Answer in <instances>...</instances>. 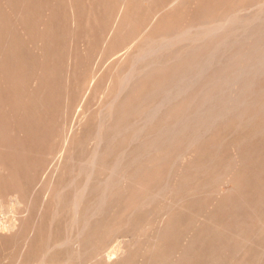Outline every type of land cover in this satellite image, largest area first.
I'll return each instance as SVG.
<instances>
[{
  "label": "bare ground",
  "instance_id": "6f19581e",
  "mask_svg": "<svg viewBox=\"0 0 264 264\" xmlns=\"http://www.w3.org/2000/svg\"><path fill=\"white\" fill-rule=\"evenodd\" d=\"M146 1L0 0V198L18 193L25 212L0 224L3 264H83L120 230L132 238L90 264H255L239 244L264 238V2ZM104 29L111 52L146 32L110 66L99 115L64 140L32 216L36 161ZM220 180L234 188L217 199Z\"/></svg>",
  "mask_w": 264,
  "mask_h": 264
},
{
  "label": "rangeland",
  "instance_id": "374dc122",
  "mask_svg": "<svg viewBox=\"0 0 264 264\" xmlns=\"http://www.w3.org/2000/svg\"><path fill=\"white\" fill-rule=\"evenodd\" d=\"M180 1L181 0H147L145 3V8H150L155 2H162L165 4L168 3L167 6H169V4L171 6V4H178V2ZM245 1H243L242 3H245V8L248 9V12L246 9H244V12L246 13H251L253 10L255 11L257 9L256 5H259L260 3L264 2V0H252L251 2H247V0ZM158 18L159 13L153 16L151 19L152 21H156ZM145 32L146 31H133V34H129L125 38V40H123V42L120 43L119 46H117L116 49L112 52L109 50V46L107 47V40L111 34V31L109 29H104L95 33L93 42H91L88 50L84 54V60L82 61L83 72L81 71V77L79 76L80 81H78L76 88H74L73 94L69 102L63 107H61L57 115L54 141L52 145L47 146L42 150V152L38 156L36 165L33 169L31 181L32 184H30V189L27 195L25 196V200H28L27 198H29V200L31 199L33 203L30 208V210L32 211L30 212L34 214L32 216H35V214L39 213L41 210L44 209L45 201L49 198L48 192L44 188V185L46 183L45 181L48 180L54 174V171L57 166H59L65 159L64 140L66 138L72 137L73 135L82 133L86 126L87 120L89 118L91 119L93 117V114V118H96L99 115L100 107L105 101L106 97V94L104 92V86L108 83L107 72L110 66L115 62L121 60L122 58H126L132 50H135L140 43V39L142 37L141 35H143ZM72 46L81 47L82 41H76L72 43ZM242 134V132H235L227 139V143L230 144L234 142L237 137L239 138ZM93 144V140L89 141L85 147L86 150L88 151L89 149H91ZM188 161L189 158L185 157L182 162V165H186ZM217 183V186H214V189L218 188V191L215 194V198L217 199H220L224 194H226L228 192V188L229 190H231L230 188H234V184L230 180H224L223 182L220 180L217 181ZM17 196L18 193L13 192L9 195H6L5 197L0 198V224H4L2 222L8 223L12 220L17 221L22 215L25 214L23 203L19 205L13 203L14 201L12 199L16 198ZM14 205H16L17 207ZM212 211L213 207L209 208L208 211H204V214H208ZM13 217H15L16 219ZM156 217L157 220L155 219ZM167 217V214L164 215V213H162L158 216L155 215L150 219H147V222L143 221L142 224L145 231H147L148 234H152L154 228L157 227L160 223L164 222ZM128 232L129 231L120 230L107 237L99 246V248L95 251L94 254L96 256L85 259L83 264L92 263L96 260V257L100 258L102 256L107 255H111L110 257H114L115 251L112 250H115V248L121 246V244H124L126 241L132 238V233ZM189 238L190 234L185 235L184 243H186ZM247 239L251 241L250 237L248 236L246 237V240H244L245 245L242 242L243 240L239 245L243 249H248V251L251 252L252 257L255 261L254 263L257 264L261 261V257H264V255H262V250L264 249V238L256 237L252 239V243L250 241H247ZM248 242H250V244ZM233 250L238 251L239 248L236 249L234 247ZM112 252L114 255L112 254ZM236 255L235 257H237ZM8 256H10V254H6V257ZM5 261L6 260H4V256L0 255V264H3Z\"/></svg>",
  "mask_w": 264,
  "mask_h": 264
}]
</instances>
